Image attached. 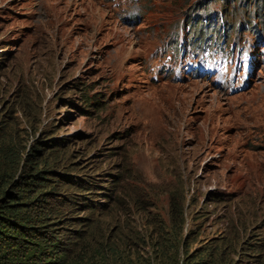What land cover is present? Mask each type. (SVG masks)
<instances>
[{
    "label": "rangeland",
    "instance_id": "obj_1",
    "mask_svg": "<svg viewBox=\"0 0 264 264\" xmlns=\"http://www.w3.org/2000/svg\"><path fill=\"white\" fill-rule=\"evenodd\" d=\"M5 110L21 149L65 138L108 205L87 214L139 255L173 194L180 257L236 230L264 245V0H0Z\"/></svg>",
    "mask_w": 264,
    "mask_h": 264
},
{
    "label": "trees",
    "instance_id": "obj_2",
    "mask_svg": "<svg viewBox=\"0 0 264 264\" xmlns=\"http://www.w3.org/2000/svg\"><path fill=\"white\" fill-rule=\"evenodd\" d=\"M82 101L86 106L97 103L87 93ZM7 113L5 110L0 115V264L261 262L258 258L263 243L259 238L252 242L245 240L239 230L212 240L194 254L185 252L180 257L175 242L184 222L175 220L182 198L178 199L177 194H173L170 228L165 229L162 242L155 241L154 255L145 258L132 251L126 241L132 237L123 239L124 233L121 242H115L106 234L108 224L97 223L87 214L94 210L104 212L108 205L90 198L94 194L91 175L74 171L80 167H67V156L64 150H59L65 138L45 139L21 149L19 121ZM46 148L53 149L46 151ZM176 226L180 228L176 230Z\"/></svg>",
    "mask_w": 264,
    "mask_h": 264
}]
</instances>
